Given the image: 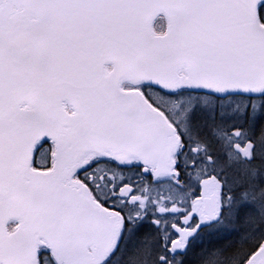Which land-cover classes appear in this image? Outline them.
<instances>
[{
  "label": "snow or ice",
  "instance_id": "1",
  "mask_svg": "<svg viewBox=\"0 0 264 264\" xmlns=\"http://www.w3.org/2000/svg\"><path fill=\"white\" fill-rule=\"evenodd\" d=\"M0 264H264V0H0Z\"/></svg>",
  "mask_w": 264,
  "mask_h": 264
}]
</instances>
